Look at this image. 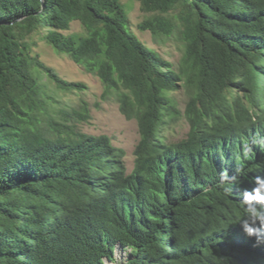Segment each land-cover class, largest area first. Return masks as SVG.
<instances>
[{"label": "trees", "instance_id": "trees-1", "mask_svg": "<svg viewBox=\"0 0 264 264\" xmlns=\"http://www.w3.org/2000/svg\"><path fill=\"white\" fill-rule=\"evenodd\" d=\"M139 2L141 30L184 44L178 66L130 30L122 0H0V264H264L241 202L264 179V0ZM74 21L86 32L67 33ZM38 40L137 120L132 171L109 135L78 130L85 101L57 105L40 72L62 92L86 85L41 61ZM181 89L190 129L168 141Z\"/></svg>", "mask_w": 264, "mask_h": 264}, {"label": "rangeland", "instance_id": "rangeland-1", "mask_svg": "<svg viewBox=\"0 0 264 264\" xmlns=\"http://www.w3.org/2000/svg\"><path fill=\"white\" fill-rule=\"evenodd\" d=\"M122 2L128 10L130 30L149 47L158 50L164 58L178 66L184 54V44L178 36L173 34L163 38L154 35L150 30H141L139 23L147 17V14L141 9L139 0H122ZM85 32V28L79 21H74L70 30L67 31V33ZM33 51L39 55L41 61L65 80L86 85V88L81 91L62 92L56 89L44 72L39 73L40 80L47 91L58 97L57 105L60 107H80L83 101L87 103L90 116L87 120L78 122V130L92 135H109L115 146L125 150L124 159L129 172L132 171L135 162L134 150L140 139L137 120L126 118L114 96L104 98L105 87L99 76L86 71L68 54L57 52L44 40H38ZM176 95L179 100V113L164 130L168 141H178L186 137L190 129L185 116L186 93L181 89ZM125 255L126 252L118 247L116 257L121 259ZM106 264H111V261L107 260Z\"/></svg>", "mask_w": 264, "mask_h": 264}, {"label": "clouds", "instance_id": "clouds-1", "mask_svg": "<svg viewBox=\"0 0 264 264\" xmlns=\"http://www.w3.org/2000/svg\"><path fill=\"white\" fill-rule=\"evenodd\" d=\"M225 193H230L232 189L228 186L223 187ZM264 191V179L257 178L256 187L250 192L245 191L241 202L245 206V219L243 220L244 231L249 235H256L257 228L253 225L258 224L264 228V196L261 192Z\"/></svg>", "mask_w": 264, "mask_h": 264}]
</instances>
